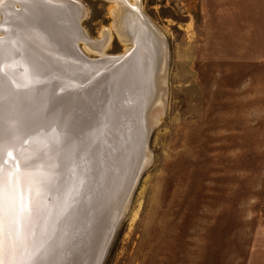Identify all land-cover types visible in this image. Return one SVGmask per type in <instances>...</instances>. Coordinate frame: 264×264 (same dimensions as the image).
Wrapping results in <instances>:
<instances>
[{
	"label": "rangeland",
	"instance_id": "374dc122",
	"mask_svg": "<svg viewBox=\"0 0 264 264\" xmlns=\"http://www.w3.org/2000/svg\"><path fill=\"white\" fill-rule=\"evenodd\" d=\"M75 2L88 37L109 30L105 53H123L112 0ZM139 5L157 46L153 62L165 67V104L148 146L150 130L144 135L150 160L102 264H264V0ZM129 22L138 45L132 61L149 43ZM142 163L135 160L127 180ZM60 264H75L70 252Z\"/></svg>",
	"mask_w": 264,
	"mask_h": 264
},
{
	"label": "water",
	"instance_id": "95a60500",
	"mask_svg": "<svg viewBox=\"0 0 264 264\" xmlns=\"http://www.w3.org/2000/svg\"><path fill=\"white\" fill-rule=\"evenodd\" d=\"M30 19L24 31L34 43L32 46L39 49L27 53L25 63L17 64L8 56L4 60L14 66L10 75L17 83H24L26 70L33 76V83L27 88H15L12 83L6 82L0 102V127L3 129L5 150L19 148L14 152V158H8L10 169L14 171V165L25 162L26 166H39L48 173L50 183L45 188L46 199L40 205L43 214L36 223V229L39 232L47 218L50 242L55 252L59 250L57 241L60 238L63 246L68 243L70 247H78L86 234V264H102L118 225L126 214L138 178L147 165L139 167L134 175L127 209L113 219L106 230L111 208L103 210L98 199L99 190L109 182L107 169L115 165L117 145L120 146L122 140L118 138L122 134L121 120L133 104L131 95L136 88L133 83L136 67L127 65V61L138 46H135L137 40L133 41L131 37L129 41L134 43L132 46L128 41L131 48L109 55L103 61L104 58L89 57L82 53L80 47L76 48L72 41L75 28L72 13L69 25L73 30L65 32L67 36L62 41V47L55 41L54 25L46 14L33 12ZM2 22L0 31L7 30L8 26ZM64 30L63 27L58 28L60 33ZM61 49L71 52L72 57L65 56ZM17 50L13 46L9 53L19 54ZM38 51L45 55L46 63L38 58L36 62L32 61ZM94 69L98 70L97 74L85 81L73 80ZM153 127L147 136V146ZM38 131L49 142L48 148L31 139ZM57 135L60 142L52 143ZM25 139L29 142L24 143ZM29 170L32 171V168ZM71 196L75 197L73 207L66 216H58L64 200ZM48 212L51 216L46 215Z\"/></svg>",
	"mask_w": 264,
	"mask_h": 264
},
{
	"label": "bare ground",
	"instance_id": "6f19581e",
	"mask_svg": "<svg viewBox=\"0 0 264 264\" xmlns=\"http://www.w3.org/2000/svg\"><path fill=\"white\" fill-rule=\"evenodd\" d=\"M38 2V4L33 5V0H0V16L3 20L2 23L4 26H8L7 30L0 31V33L3 34V37L0 38V54H2L3 61L7 60L8 56L11 60L13 59L17 64L19 62L25 63L26 59H24V56H26V54L29 52H33V50L39 49L36 46H32V44L34 43L31 42V39L29 38L28 34L24 31L27 28L26 24L28 25L31 20L30 15L33 12H42L47 15V18L49 20L52 21V24L54 25L52 31L56 37L55 41L60 47L63 46L62 41L65 40L67 36L65 32H70L71 30H73L70 28L69 25L72 13L75 22V28L72 34V41L75 43L76 48L80 47L82 49L80 50L83 54H85L84 51L94 52L98 54L97 56H99L100 59L104 58L103 61H106L105 58H107L108 56L105 53V49L111 39V34L109 30L103 31L101 39L92 40L88 37L87 33L82 28H80V21L83 16L81 9L78 7V4L76 2H66L64 0H38ZM112 2L113 8L111 9V15L114 20H112V28L120 37L122 43L125 45L124 49L127 50L131 48L126 44L131 39V37L132 39L134 38V28H132L129 24V21L132 19L134 23L133 27H135L136 29L135 32H138L140 34L143 33V35L145 36L143 40L149 43V46L147 48L149 54H141V58L140 55H137L134 60L127 61V65L132 64V66L136 67L133 76V83L135 84L134 88H136L134 90V95H131L133 104L130 109L127 110L128 115L125 114V116L133 117L135 115L136 121L133 119H124L121 121L122 134L120 133V135H118V138L121 137L122 140L120 146L117 145V161L115 162V165L107 169L109 173V182H106L104 186L102 185L101 189L99 190L98 199L101 200L100 205L104 208L103 210H105L106 208H111L109 210L106 220V222L109 221V223L114 221L113 219H115L120 213L127 209L129 200L128 193L133 185L134 175L136 174L139 167H141L143 164L147 163L150 160L149 152L147 153V149H143V145L145 144L144 135H146V131L150 130L154 125H156L160 121V118L164 111L166 91L164 85V80L166 78L165 67L163 66L160 72L157 68V62H153L155 61L154 55H157V46L155 47L151 44L153 42L155 45V42L153 41L154 38L150 35L151 32H149L151 30H148L149 27L147 28L146 26V24L148 23L143 21L144 19L139 20V18L143 15L140 9L141 7L139 5V0H112ZM16 5H19V10H15V7H17ZM61 27L65 29L64 31H62L63 33H60L58 31V28ZM49 41L51 42L52 39L49 38ZM79 42L82 43V47L78 44ZM130 43L133 46L132 41ZM13 46H16L18 48L17 51H20L19 54H14L15 50L12 52L14 55L9 53ZM61 50L63 51V54L65 56L71 55V52L68 53L63 49ZM36 53H38L39 55L36 54L35 57H32V61L36 62L38 58L43 63H46L44 59L45 55L41 52L39 53V51ZM74 55L76 54L74 53ZM164 60L166 61V57L164 58ZM20 72L21 71H19V73ZM97 72L98 70L94 69L93 72L87 73V75L84 76H78L73 80L82 82L85 81V79H88L90 76L97 74ZM135 97H141L143 99L142 100L140 98V100H142L139 108L140 114L137 112L138 110L136 109V112L138 113L137 115L133 106ZM135 116L133 118H135ZM137 118L141 119L137 120ZM117 141L118 139H116L115 142L117 143ZM138 154L140 155L137 156ZM119 157L121 161L118 160ZM137 158L142 159L143 163L140 164V166H138L134 170L133 174L130 175L129 179L127 180V177L129 176V171ZM16 159L17 161H22L21 158ZM122 161L125 162L123 165ZM26 165L27 164L25 162L19 164L20 171L17 172L16 175L21 177L27 176V173L25 172V168L27 167ZM121 165L126 166L122 167ZM5 167L7 169H10L9 162ZM122 172H124L125 174H123ZM128 182H130L131 184ZM129 185L130 188L126 190ZM116 210H118V213L115 217H113ZM60 240L61 238L58 240L60 244L59 248L63 246ZM85 241L86 234H84V236L82 237L80 245L78 247H70L67 243L68 247L66 248L68 249H66V251H63V253H60L61 251L58 250L54 253L51 259L55 261V264H60L61 258H63V254H65V256L67 257V254H69L70 252L72 260L75 262V264H86L87 246ZM66 252L68 253L66 254ZM18 254L19 253H17V255Z\"/></svg>",
	"mask_w": 264,
	"mask_h": 264
},
{
	"label": "snow or ice",
	"instance_id": "6c2138e0",
	"mask_svg": "<svg viewBox=\"0 0 264 264\" xmlns=\"http://www.w3.org/2000/svg\"><path fill=\"white\" fill-rule=\"evenodd\" d=\"M13 71L14 66L5 63L0 54V102L6 82L12 83L15 88H27L33 83L28 70L25 71L23 84L12 79L10 73ZM31 139L43 148L49 147V142L40 136L39 131ZM23 142L28 143L29 139ZM59 142L57 135L52 143ZM43 148L40 150L43 151ZM15 151L19 148L5 150L3 129L0 127V264H55L51 259L55 249L51 246L47 218L45 226L39 232L36 229V223L43 214L40 205L46 199L45 188L50 183L48 173L39 166L30 165L25 168L27 176L16 175L20 171L19 165H14V171L5 167L8 158H14ZM74 199L71 196L64 200L58 216L68 214ZM46 215L51 216V213Z\"/></svg>",
	"mask_w": 264,
	"mask_h": 264
}]
</instances>
